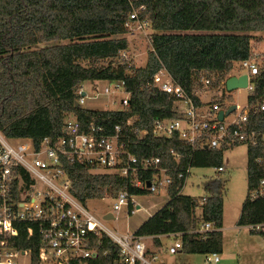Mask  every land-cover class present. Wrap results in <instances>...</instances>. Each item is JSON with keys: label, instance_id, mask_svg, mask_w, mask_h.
Returning a JSON list of instances; mask_svg holds the SVG:
<instances>
[{"label": "trees", "instance_id": "16d2710c", "mask_svg": "<svg viewBox=\"0 0 264 264\" xmlns=\"http://www.w3.org/2000/svg\"><path fill=\"white\" fill-rule=\"evenodd\" d=\"M134 12L139 19H147L153 30L144 67L136 66L129 53L122 56L129 52L126 23ZM188 30L208 33H183ZM255 31H264V0H0V132L7 138L31 139L39 147L46 138L55 141L64 135L70 114L78 117L84 129L95 123L107 133L117 124L126 131L132 127L147 130L145 137L134 135L131 150L139 157L161 158L173 182L166 205L138 233L182 232L183 251L219 254L224 247L223 184L211 180L205 187L208 194L194 198L182 193L185 179L180 173L189 167L224 166L229 147L203 149L177 134L154 136L156 119L179 115L173 97L154 86L152 79L164 66L200 102L196 93L204 88L203 76L211 80V89H217L236 62L253 57L250 33ZM107 80L126 81L131 96L125 109L76 107L80 84ZM253 86L249 103H264V68ZM129 119H133L131 126ZM249 129L264 133V110L251 116ZM172 151L181 156L179 164ZM263 156L262 146L248 148L249 191L240 226L264 223V192L252 197L264 178V164L256 162ZM65 169L72 179L73 195L81 203L107 193L134 192L129 180L118 175L94 173L77 163H67ZM208 222L213 229L195 232ZM103 241L101 252L116 253V245ZM20 245L27 247L29 242ZM35 251L38 262V246Z\"/></svg>", "mask_w": 264, "mask_h": 264}, {"label": "built area", "instance_id": "2783aa9c", "mask_svg": "<svg viewBox=\"0 0 264 264\" xmlns=\"http://www.w3.org/2000/svg\"><path fill=\"white\" fill-rule=\"evenodd\" d=\"M149 26L147 19H139L137 12L126 23L131 33L136 29L146 30ZM128 55V52L122 53L125 58ZM236 63H239L236 73L234 66L217 89L210 88L208 77L201 78L204 88L196 93L200 102L163 66L153 76L152 83L173 97L174 110L179 117L156 119L152 130L154 136L168 138L177 134L182 140L203 149H221L238 143L264 148V133L249 129L251 116L264 110V103H249L246 109L239 111V105L230 101L223 107L224 102L204 100L201 96L210 91H226L227 79L242 75L248 76L246 88L252 92L253 79L264 68V58L255 52L251 59ZM110 81L116 82L113 89L109 84L99 85L100 81L80 84L77 90L79 106L87 100L107 97L120 90L126 94L122 99L125 109L131 96L126 81L106 82ZM232 105H236V109L227 113ZM221 111L223 120L220 119ZM127 123L131 126L133 119ZM147 133V130L133 127L126 131L122 124H117L111 133L95 123L84 129L78 117L70 114L65 120L64 135L55 141L46 138L39 147L31 139L21 138L27 142L16 147L5 140L0 141V264H170L162 256L183 250L184 233L141 235L138 231L125 234L109 231L84 203L75 198L72 179L65 169L67 163H77L91 168L92 172L104 169L106 173L128 179L134 192L122 190L116 196L107 193L101 198L112 201L113 209L105 213H111L112 219L123 218L124 212L134 214L142 209L139 197L168 192L173 182L170 168L163 165L161 158L139 157L131 150L134 135L142 138ZM172 153L179 164L181 156ZM256 162L264 164V156L257 158ZM191 169L180 173L185 179L183 187ZM217 169L219 173L226 171L225 165ZM263 192L264 178L252 192V197ZM250 228L264 232V223ZM211 229L213 225L208 222L195 232L204 233ZM163 237H173V244L165 247L161 241ZM103 239L117 246L116 253L111 249L100 251ZM25 240L29 246L21 247L20 242ZM37 246L38 262L35 258ZM208 261L218 264L219 254L213 253Z\"/></svg>", "mask_w": 264, "mask_h": 264}, {"label": "rangeland", "instance_id": "374dc122", "mask_svg": "<svg viewBox=\"0 0 264 264\" xmlns=\"http://www.w3.org/2000/svg\"><path fill=\"white\" fill-rule=\"evenodd\" d=\"M152 33L153 30L149 26L146 30L136 29L133 33L128 32L126 34L129 41L128 53L138 67H144L147 63ZM183 33L203 34L208 33V31L188 30L183 31ZM250 35L254 53H259L264 58V31L251 32ZM234 66V73H236L239 63H235ZM98 84L101 86L109 84L113 89L116 82L100 81ZM250 94L251 91L248 88H237L233 91H210L209 94H201V96L204 100L222 101L224 102L223 107L228 105L231 100L232 103L239 105V111H243L249 105ZM125 97L126 94L119 90L107 97L87 100L82 106L87 109L123 110L122 99ZM3 140L15 147L27 142V140L20 138H7L0 132V141ZM248 148V144L240 143L225 150L223 159L226 167L225 172L219 173L215 167H192L191 174L182 189L184 195L200 198L208 194L205 187L209 181L220 180L223 184L224 225L237 226L244 200L248 195ZM104 171L102 169L93 172L100 173ZM168 200L169 194L167 191L141 196L138 201L141 203L142 209L134 214L124 212L123 218L120 219H104L105 213L113 209L112 201L107 198L89 199L84 203V206L109 231L125 234L137 231L144 222L166 205ZM197 214H201V208L197 210ZM240 227V229H231L225 232L224 247L222 252L219 253L220 262L218 264H264V234L252 232L248 227ZM161 241L165 247H169L173 244L174 238L163 237ZM211 255V253H189L182 250L177 254L165 253L162 258L167 259L172 264H209L208 257Z\"/></svg>", "mask_w": 264, "mask_h": 264}, {"label": "water", "instance_id": "95a60500", "mask_svg": "<svg viewBox=\"0 0 264 264\" xmlns=\"http://www.w3.org/2000/svg\"><path fill=\"white\" fill-rule=\"evenodd\" d=\"M247 85H248V76L247 75H242L241 77L232 76V77H229L226 81V87H227V90H229V91H233L237 88H246ZM76 107H79L78 101H76ZM235 109H236V105H232L227 113H230ZM223 118H224V113H223V111H221L220 112V119L223 120ZM218 195H219V193H216V196H218ZM104 218L105 219H112L113 215L110 213V214L105 215Z\"/></svg>", "mask_w": 264, "mask_h": 264}, {"label": "crops", "instance_id": "0c3cea01", "mask_svg": "<svg viewBox=\"0 0 264 264\" xmlns=\"http://www.w3.org/2000/svg\"><path fill=\"white\" fill-rule=\"evenodd\" d=\"M239 222V221H238ZM242 227H248L250 228L249 226H242ZM240 225L237 224V226H228V225H224V220H223V228H222V232H223V238H225V232L228 231V230H237V229H240ZM251 230V228H250ZM224 242H225V239H224ZM166 262H169L167 259H164ZM170 264H172L171 262H169ZM210 264V263H209Z\"/></svg>", "mask_w": 264, "mask_h": 264}]
</instances>
